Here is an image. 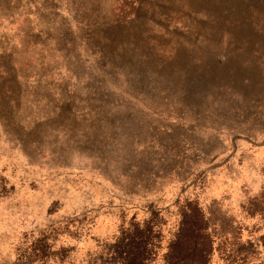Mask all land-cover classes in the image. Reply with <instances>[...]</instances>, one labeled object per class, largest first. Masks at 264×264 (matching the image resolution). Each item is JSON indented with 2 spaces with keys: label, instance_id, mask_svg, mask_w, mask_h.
Returning <instances> with one entry per match:
<instances>
[{
  "label": "rangeland",
  "instance_id": "rangeland-1",
  "mask_svg": "<svg viewBox=\"0 0 264 264\" xmlns=\"http://www.w3.org/2000/svg\"><path fill=\"white\" fill-rule=\"evenodd\" d=\"M0 264H264V0H0Z\"/></svg>",
  "mask_w": 264,
  "mask_h": 264
},
{
  "label": "trees",
  "instance_id": "trees-1",
  "mask_svg": "<svg viewBox=\"0 0 264 264\" xmlns=\"http://www.w3.org/2000/svg\"><path fill=\"white\" fill-rule=\"evenodd\" d=\"M196 217H197V215L196 216L195 215L194 216L192 215V223H193V225H192V229L190 230V237H189L188 243L186 244L185 247H182L181 246L178 249V251L180 252V255L187 256L188 259H192V262L193 263H196L195 261L202 262L201 241L196 237V232H197V229H199V228L198 227L197 228L195 227V225L197 223H199L198 222V220H199L198 217L199 216L197 217L198 220L196 219ZM182 224H183V222L181 221V223H180V229H182ZM171 245H172L171 247L177 249V247H179V245H180V238H177V241H174V243L171 244ZM142 246H143V244L141 245V243L140 244H136V247L139 248V249L140 248L142 249L143 248ZM136 259H133L131 261V263H134V261ZM184 259L185 258L182 257L181 261L184 260Z\"/></svg>",
  "mask_w": 264,
  "mask_h": 264
}]
</instances>
